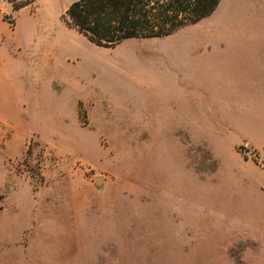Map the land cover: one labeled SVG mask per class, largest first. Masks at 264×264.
Here are the masks:
<instances>
[{"label":"rangeland","instance_id":"374dc122","mask_svg":"<svg viewBox=\"0 0 264 264\" xmlns=\"http://www.w3.org/2000/svg\"><path fill=\"white\" fill-rule=\"evenodd\" d=\"M6 1L0 264H264V0L113 47Z\"/></svg>","mask_w":264,"mask_h":264},{"label":"trees","instance_id":"16d2710c","mask_svg":"<svg viewBox=\"0 0 264 264\" xmlns=\"http://www.w3.org/2000/svg\"><path fill=\"white\" fill-rule=\"evenodd\" d=\"M220 2L76 0L67 8L65 21L90 42L102 47H113L130 38L171 35L210 16Z\"/></svg>","mask_w":264,"mask_h":264},{"label":"crops","instance_id":"0c3cea01","mask_svg":"<svg viewBox=\"0 0 264 264\" xmlns=\"http://www.w3.org/2000/svg\"><path fill=\"white\" fill-rule=\"evenodd\" d=\"M41 1L46 2V4H48L49 6H52V7L64 4L65 8H68L71 5V3H73L76 0H32V3L35 4V3H39ZM14 6H15L14 1H6V3L0 4V28L6 26V19H4V17L6 18V15L8 16L9 14L12 13V14H16V16L17 15L20 16L18 13L21 12L23 10V8H25L22 6V7H20L19 10H15ZM32 17L33 16L26 17L25 19H22V21H21V19L15 18L13 16V19H12V20H14L13 25L16 28L20 23L23 24L24 22H27L26 24L30 26L33 23V22H31ZM4 39H5V35L2 33L0 35V43L1 44H2Z\"/></svg>","mask_w":264,"mask_h":264},{"label":"water","instance_id":"95a60500","mask_svg":"<svg viewBox=\"0 0 264 264\" xmlns=\"http://www.w3.org/2000/svg\"><path fill=\"white\" fill-rule=\"evenodd\" d=\"M96 182H97V183L102 182V178H101V177L96 178Z\"/></svg>","mask_w":264,"mask_h":264}]
</instances>
